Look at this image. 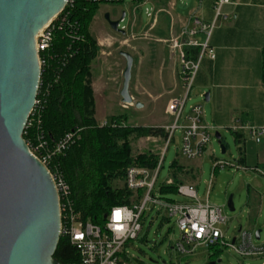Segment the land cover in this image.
Wrapping results in <instances>:
<instances>
[{
    "label": "rangeland",
    "instance_id": "1",
    "mask_svg": "<svg viewBox=\"0 0 264 264\" xmlns=\"http://www.w3.org/2000/svg\"><path fill=\"white\" fill-rule=\"evenodd\" d=\"M194 2L195 0H177V14L181 18H187ZM150 10L151 4H143V1L122 0L116 4H100L87 27L88 34L99 48L90 73L94 117L98 124L111 116H123L124 120L120 124L126 128L163 130V127L173 123V119L165 111L171 100L183 94L178 78V51L174 49L179 28L176 29L175 24H172L168 14L169 6L161 18L155 11L149 18L147 12ZM106 15L110 21H119L124 15L118 24V30L124 31V35L111 29ZM166 31L168 34L164 33ZM119 52L130 54L134 60L129 85L133 104L126 106L127 109L121 105L119 97L125 68V61L119 56ZM210 89L209 85L204 86L198 79L194 81L183 117L191 107L201 106L204 123L211 126L210 114L214 104L213 101L205 102L203 97ZM136 103L142 104V108L136 109ZM163 133L165 134L164 131ZM218 134L227 145L225 154H221L220 144L213 132L202 156L188 161L180 155L181 131L177 130L164 156L156 187L172 179L177 174L176 169L180 168L183 174L178 173L179 181L194 186L201 202L207 197L210 205L223 208L224 215L229 219L224 227L226 240L231 241L241 227L251 233L261 230L260 241L256 242L261 243L264 241V180L251 170H236L238 158L232 136L224 131H218ZM164 140L161 135L132 138V156L136 158L149 154L159 158ZM217 161H225L235 168L213 170V164ZM173 164H176V168H172ZM122 186L123 182L114 184L116 188ZM230 198L233 212L227 207ZM166 199L183 201L177 195L166 196ZM163 219V215L155 210L143 215L142 231L138 239L131 241L125 248L135 264H264V255L243 259L223 247H196L191 255H179L173 249L180 237L179 230L174 220Z\"/></svg>",
    "mask_w": 264,
    "mask_h": 264
},
{
    "label": "built area",
    "instance_id": "2",
    "mask_svg": "<svg viewBox=\"0 0 264 264\" xmlns=\"http://www.w3.org/2000/svg\"><path fill=\"white\" fill-rule=\"evenodd\" d=\"M86 2L100 5L104 3L116 4L122 2V0H86ZM227 3L228 0H218L216 2L215 19L211 24H203L200 20L194 18L190 25L183 28L176 38L174 49L178 51V78L183 94L171 100L167 105L165 114L173 119V123L162 128L166 135L164 147L154 169L132 166L126 170L123 185L132 194L131 202L129 205L111 208L105 214L106 218L103 219L104 223L101 226L84 222L80 215L75 212L70 188L61 171L52 164L54 156L64 152L73 144L74 140L79 138L78 132L66 134L53 147L47 146L41 135H36V145L32 151L29 148V151L47 168L54 183L59 202V239L67 243L75 253V260L67 264H135L125 248L131 241L138 239L142 231L141 221L143 215L153 210L162 214L165 219L174 220L180 237L174 244L173 249L179 255H191L196 247L228 248L232 253L243 259L264 255V241L256 243L260 241V237L256 240L254 233L249 231L240 229L231 241L226 240L224 227L227 226L229 219L224 215L223 208L210 205L207 197L204 202H201L194 186L183 182L176 186V195L183 200L182 202H171L163 199L159 196V187H156L164 156L177 130L181 131L180 155L188 161L202 156L205 147L211 141L212 133H215L213 127L204 123L201 106L191 107L184 117L183 111L202 60L205 57L214 58V51L209 47V39L216 26V19L221 15V7ZM73 4L74 0H68L63 11L50 20L35 37V50L40 66V76L42 68L46 66L48 61L55 32L61 31L67 26L70 30L69 37L71 40L80 39L76 34L77 27L68 24L70 11H67L66 8H72ZM153 15L154 10L151 8L150 12H147V16L150 18ZM201 34L204 37L202 42L197 40V36ZM187 48H197L199 50L195 59L186 54L185 49ZM40 86L41 82H39L38 91ZM46 92L45 90L44 93L46 94ZM39 107H41V100L36 99L25 129L38 122ZM123 107L126 108V106ZM32 116L34 118L29 121ZM99 126L105 127L106 121L99 123ZM111 126L113 128H124L122 124L117 123H112ZM230 130L232 132H246L256 144H259L264 137V126L256 127L249 123L236 121ZM226 167L233 166L225 161H217L213 164V170ZM235 169L251 170L264 180V168H246L238 164ZM171 185H173L172 179L163 184V186ZM139 193L140 195H138ZM116 213H119L117 217Z\"/></svg>",
    "mask_w": 264,
    "mask_h": 264
},
{
    "label": "trees",
    "instance_id": "3",
    "mask_svg": "<svg viewBox=\"0 0 264 264\" xmlns=\"http://www.w3.org/2000/svg\"><path fill=\"white\" fill-rule=\"evenodd\" d=\"M98 6L86 0H74L72 8H66L70 11L68 24L77 27L76 34L80 39L72 41L67 26L55 32L48 61L41 70V86L36 97L41 100L39 120L24 130L23 139L32 151L36 135H41L47 146L53 147L66 134L78 132L79 138L54 156L52 164L58 167L70 188L75 212L84 222L101 226L111 208L131 202L132 194L124 185L114 187L116 182H123L126 170L132 166L154 169L157 164L158 157L153 155L133 157L131 139L158 135L165 138L166 135L156 128H113L112 123H122L123 116L109 117L105 127H100L95 120L90 73L99 48L87 27ZM185 52L195 59L199 50L187 48ZM262 81L264 83V50ZM220 143L226 151L224 143ZM175 166L173 164L172 168ZM176 173L172 177L173 185L159 187L162 198L171 202L173 200L166 196L176 195V186L181 183L178 173L183 174L180 168ZM54 258L60 264H67L75 260V253L60 239Z\"/></svg>",
    "mask_w": 264,
    "mask_h": 264
},
{
    "label": "water",
    "instance_id": "4",
    "mask_svg": "<svg viewBox=\"0 0 264 264\" xmlns=\"http://www.w3.org/2000/svg\"><path fill=\"white\" fill-rule=\"evenodd\" d=\"M67 2L0 0V264H60L54 258L60 240L57 192L47 168L30 153L23 133L40 82L35 37ZM105 18L109 20L108 15ZM123 18L109 20L111 29L121 35L125 32L118 30V24ZM119 56L125 61L119 97L122 105L132 106L129 85L134 60L126 52ZM203 97L208 102L209 93ZM214 137L220 144V136ZM220 151L225 153L222 144ZM227 207L234 211L231 198ZM259 235L257 230L256 240Z\"/></svg>",
    "mask_w": 264,
    "mask_h": 264
},
{
    "label": "crops",
    "instance_id": "5",
    "mask_svg": "<svg viewBox=\"0 0 264 264\" xmlns=\"http://www.w3.org/2000/svg\"><path fill=\"white\" fill-rule=\"evenodd\" d=\"M134 1L151 4V8L160 18L169 6L168 14L172 24H175L176 29L179 28L180 33L194 18L203 24H211L215 19L218 0H195L187 18H181L177 14V0ZM164 33L168 34L167 31ZM203 39L202 34L197 36L198 41L202 42ZM209 47L214 51V58L205 57L202 60L195 81L198 79L204 86L211 87L208 102L213 101L214 104L210 114L214 136L218 131L232 136L237 150V164L246 168H264V137L256 144L246 132L230 130L236 121L256 127L264 126V0H228L221 7V15L216 19ZM220 141L223 142L222 138ZM224 145L226 153L228 148L225 143ZM240 229L243 230L239 227L237 231Z\"/></svg>",
    "mask_w": 264,
    "mask_h": 264
},
{
    "label": "clouds",
    "instance_id": "6",
    "mask_svg": "<svg viewBox=\"0 0 264 264\" xmlns=\"http://www.w3.org/2000/svg\"><path fill=\"white\" fill-rule=\"evenodd\" d=\"M117 214L119 215V213H116V214H115V215H116V217L118 216Z\"/></svg>",
    "mask_w": 264,
    "mask_h": 264
},
{
    "label": "snow or ice",
    "instance_id": "7",
    "mask_svg": "<svg viewBox=\"0 0 264 264\" xmlns=\"http://www.w3.org/2000/svg\"><path fill=\"white\" fill-rule=\"evenodd\" d=\"M118 215V214H117Z\"/></svg>",
    "mask_w": 264,
    "mask_h": 264
}]
</instances>
